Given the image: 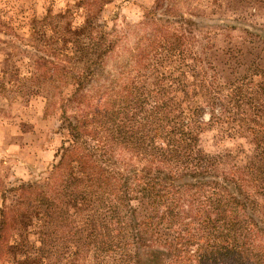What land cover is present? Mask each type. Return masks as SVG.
<instances>
[{
	"label": "trees",
	"instance_id": "16d2710c",
	"mask_svg": "<svg viewBox=\"0 0 264 264\" xmlns=\"http://www.w3.org/2000/svg\"><path fill=\"white\" fill-rule=\"evenodd\" d=\"M96 2L85 0L78 29L66 13L35 22L24 44L34 70L24 79L58 88L64 75L79 91L102 77L117 44L89 7ZM163 2L147 12L143 24L156 28L130 82L105 77L108 98L82 117L68 116L71 98L63 100L68 145L45 183L14 187L17 201L1 211L0 264H83L92 250L93 264L107 255L116 264H264V24L228 16L239 0H168L159 12ZM246 2L264 9V0ZM236 29L246 41L207 61L215 45L203 39ZM60 39L73 54L61 53ZM203 104L218 106L208 123ZM205 125L247 139V160L203 150ZM35 222L39 246L29 239Z\"/></svg>",
	"mask_w": 264,
	"mask_h": 264
},
{
	"label": "rangeland",
	"instance_id": "374dc122",
	"mask_svg": "<svg viewBox=\"0 0 264 264\" xmlns=\"http://www.w3.org/2000/svg\"><path fill=\"white\" fill-rule=\"evenodd\" d=\"M104 1L108 0H98L89 7L101 10L98 17L99 25L109 44L117 45L113 55L108 59L102 77L76 91L73 85L63 82L66 79L64 75H61L62 82L58 88L48 84L41 86L42 88L37 86L41 81L39 78L35 79V85L29 78L24 79L34 70L32 53L25 51L34 50L26 48L24 44L30 41L32 30L37 26L35 22L48 14L66 13L73 30L78 29L85 19V14H82L85 0H0V218L2 209L17 201L18 196L13 190L14 187L23 183H45L54 165L59 161L62 148L68 145L70 134L67 128H64L65 119L60 109L65 99L71 98V102L65 106L68 116H85L87 105L108 98L107 95H103L104 88L101 85L104 81L108 85L111 80L105 77H111L112 80L115 78L122 84L127 83L138 68L134 61L142 59L146 54L150 34L156 26H149L143 22L147 19V12L158 4L157 0H110L103 5ZM239 1L243 3H234L230 6L228 16L241 14L255 23L264 24L263 8L255 6L252 9L246 0ZM167 3L168 0H164V6L157 10L162 11ZM46 27L48 29L51 26ZM245 38L242 30L236 29L213 35L208 41L203 39L201 47L207 43L215 45L207 48V61H213L214 51L218 47H227L229 43H241L246 41ZM12 42L21 45V49L14 47ZM198 45H193L194 51L201 53ZM55 46L63 50L61 53L73 54L70 47L63 45L61 39ZM249 59L247 57V63ZM71 64L72 62L69 63ZM245 67L237 69L244 73ZM74 69L78 73H85V66L81 64H75ZM121 71L123 73L120 74ZM64 74L70 75V69ZM188 91L191 101H194L196 98L193 94L194 88L189 85ZM217 109L218 106L216 108L206 106L199 119L203 123H208L213 111L217 114ZM205 126L199 142L203 150L220 153L233 150L238 153L236 160L243 162L247 160L250 150L247 139L227 133L218 126ZM38 225L35 222L28 227L29 239L36 246H39ZM115 256H105L100 260V264H116ZM95 262L92 250L87 262L83 264ZM61 264L66 262L63 261Z\"/></svg>",
	"mask_w": 264,
	"mask_h": 264
}]
</instances>
